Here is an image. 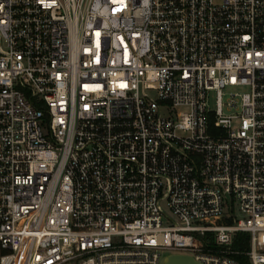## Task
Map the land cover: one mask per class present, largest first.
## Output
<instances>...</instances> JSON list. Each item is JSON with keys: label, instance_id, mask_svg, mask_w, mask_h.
<instances>
[{"label": "built area", "instance_id": "2783aa9c", "mask_svg": "<svg viewBox=\"0 0 264 264\" xmlns=\"http://www.w3.org/2000/svg\"><path fill=\"white\" fill-rule=\"evenodd\" d=\"M239 233L264 264V0H0V264H243Z\"/></svg>", "mask_w": 264, "mask_h": 264}, {"label": "trees", "instance_id": "16d2710c", "mask_svg": "<svg viewBox=\"0 0 264 264\" xmlns=\"http://www.w3.org/2000/svg\"><path fill=\"white\" fill-rule=\"evenodd\" d=\"M250 247V234L239 233L236 235L233 249L239 253L235 255V258L243 264H250L248 257L244 254Z\"/></svg>", "mask_w": 264, "mask_h": 264}, {"label": "water", "instance_id": "95a60500", "mask_svg": "<svg viewBox=\"0 0 264 264\" xmlns=\"http://www.w3.org/2000/svg\"><path fill=\"white\" fill-rule=\"evenodd\" d=\"M161 264H202L193 256L186 254H170L162 258Z\"/></svg>", "mask_w": 264, "mask_h": 264}, {"label": "rangeland", "instance_id": "374dc122", "mask_svg": "<svg viewBox=\"0 0 264 264\" xmlns=\"http://www.w3.org/2000/svg\"><path fill=\"white\" fill-rule=\"evenodd\" d=\"M227 91H228V92H229V91H233V89H227ZM151 95H152V96H156V93H155V92H152ZM180 110H181V111H187L188 108L183 107V108H181Z\"/></svg>", "mask_w": 264, "mask_h": 264}]
</instances>
